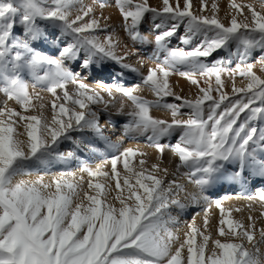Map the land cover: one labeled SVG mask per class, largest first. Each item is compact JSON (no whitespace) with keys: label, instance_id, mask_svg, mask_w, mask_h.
Segmentation results:
<instances>
[{"label":"snow or ice","instance_id":"snow-or-ice-1","mask_svg":"<svg viewBox=\"0 0 264 264\" xmlns=\"http://www.w3.org/2000/svg\"><path fill=\"white\" fill-rule=\"evenodd\" d=\"M118 4L123 13L124 26L133 40L142 37L139 25L146 13L162 20L177 21L169 30L155 36V43L160 48L166 45L167 38L173 36L179 24L185 21L187 33L181 38L183 43L190 42L192 36L189 33L204 36L203 41L190 51L168 50L167 55L163 56L156 68L149 70L143 81L158 95L163 92L164 95L174 96L170 90L165 91L169 69L187 77L197 73L204 77L215 75V90L220 93L219 98L210 94L212 86L201 89L204 93L201 97L195 101L186 100L180 105L192 110L187 120L178 117V106L174 104L166 105L173 111L172 122L153 119L149 115L150 102L135 95L133 88L99 83L100 89L110 97L116 91L132 101L134 108L127 113L132 117L130 127L134 126L139 133H151L148 140L161 154L170 149L178 156L180 164L189 169L185 173L188 181L198 190L190 197L191 202L198 203L203 199L210 207L211 201L203 192L204 185L209 183L210 174L219 169L218 162L242 157L249 151L250 142L258 134V128H249V124L264 119V75H256L253 63L249 62L252 49L264 51V12L257 11L251 5L233 4L232 7L238 9L241 15L244 7H247L250 16H244L239 22L233 16L230 25L226 26L215 16L194 15L190 11L191 0H186L183 8L180 0H176L175 7L169 0H163L162 10L149 6L148 0L139 3L118 0ZM261 4L264 5V0H261ZM73 8L77 9L74 18ZM37 19L59 20L78 38L62 50L61 58H50L34 52L27 42L14 39L13 29L18 22L23 23L30 33L36 34ZM102 27L104 25L95 16V7L78 6L77 0H0V79L3 81L0 91L7 97L0 102V264H264L259 248V244L264 243V229L259 230L260 241L253 243L256 232L253 217H249L253 223L247 227L242 221L234 224L233 220L225 221L222 218L219 236L223 239H213L211 246L209 235L201 233L194 222L185 232L184 239L175 234L168 227V221L174 220L169 208L175 206L184 209L187 206L179 199L185 185L177 184L175 180L165 184L163 176L168 174V169L164 168L163 176L158 177L156 173L161 171L158 164L145 169L144 161H140L139 171L129 168L128 157L136 155L132 148L124 149L110 160L111 172L119 175L116 166L123 157L124 168L136 178L135 184L130 185L131 177H125L123 183L129 185L128 194L126 197H115L120 202L118 208L109 202L102 211L99 193L92 195L82 191L83 176L75 183L63 179L64 175L74 177L75 174L71 172L60 174L54 182H45L43 176L36 180L16 179L24 173L23 161L37 157L38 153L47 154L71 131L92 130L106 137L97 112L89 104L103 103L107 106L109 102L103 99L100 91L85 83L86 77L73 73L63 64V57L69 53L75 56L85 49L90 53V57L83 62L85 68L96 55L130 68L124 63L125 57L117 54L119 45L111 35L104 41L94 35H85ZM233 40L244 45L240 63L235 68L225 67L222 62L209 65L201 60ZM18 46L23 47L25 52L17 51L9 60L11 49ZM26 52H31V56L26 58ZM259 63L264 66V55L259 57ZM45 65L54 67V71H44L40 75ZM185 65L188 70L180 71V66ZM23 69H28L36 83L43 85L56 100L71 101L73 107H65L64 103L58 105L54 100L51 120L42 115L24 116L9 108L8 100L13 99L25 107L29 105L30 86L21 78ZM158 72H162L165 79H158ZM225 72L233 78L239 75L248 81L246 87L237 88L233 79L232 90L237 94L233 98L222 91L221 76ZM192 82L198 83L195 79ZM69 84L75 86L71 94L67 89ZM57 89L63 90L62 96L57 95ZM225 100L228 102L224 103ZM205 101H211L206 118L203 107ZM256 101H259V106L251 107ZM77 105L80 110L76 109ZM120 111L123 112L122 106ZM18 122H23L27 140L20 139L23 135L20 132L14 138L13 125ZM246 129L247 134L241 139ZM177 130L182 135L176 144L160 142L162 137ZM254 147L257 151H264V136L259 137ZM107 163L109 161L105 160L95 167L84 165L80 171L91 177L104 176L110 179L109 173L103 171ZM87 186L96 190L106 187L101 183L93 185L91 181ZM116 187H121L119 181ZM248 198L254 199L251 196ZM258 199L264 206V190L258 193ZM215 204L220 207L221 201L216 200ZM221 211L223 214V209ZM225 223L229 226L228 231L222 226ZM197 235H202L199 244L196 242Z\"/></svg>","mask_w":264,"mask_h":264},{"label":"rangeland","instance_id":"rangeland-1","mask_svg":"<svg viewBox=\"0 0 264 264\" xmlns=\"http://www.w3.org/2000/svg\"><path fill=\"white\" fill-rule=\"evenodd\" d=\"M151 1L149 0L148 3ZM139 2H141V0H134V3ZM169 2L175 7L176 0H169ZM181 2L186 3V0H180V3ZM233 4L241 6L251 5L254 6L257 11L264 12V5L261 4V0H199V10H197L196 12L191 10L190 11L194 15L212 17V11H214L217 7H221L223 5L227 6L226 11L223 12L225 13V15L230 17L232 10L239 11L238 9L232 7ZM77 5H92L95 7V11L99 10H96V7L104 9V11L108 9L109 6L116 7V9L118 8L117 12L120 13L119 15L122 16L123 14L120 11L118 0H77ZM202 5L204 6L203 9ZM214 5L216 6L215 8L213 7ZM149 6L155 7L152 5V3H149ZM156 8H158V10H162L157 6ZM76 10V8H73V18ZM244 10H248V8L244 7ZM204 13H207V15H204ZM96 17H98L97 19H99L101 24L103 25L105 17H101V19L98 15ZM17 20L19 21V17H17ZM123 22L124 21L121 22L122 25H124L125 23ZM176 23L177 21L175 20H162L160 18L154 17L151 13H146L144 20L139 25V30L142 37L137 40H133L129 35L127 29L122 26V28L127 32L129 36V38H127L129 39L128 41L130 43L132 41V44H135V46H132L128 42V44H126V50H129V53L127 52L126 56V52L123 54V56L125 57L124 63L130 65V68H125L117 61L112 59H105L99 55L92 57V62L87 68H85L83 67V62L85 59H88L90 57L89 51L85 49H81L75 56H73L72 53H69L67 56L63 57V64L65 67L70 69L73 73H78L82 77H86L85 83H87L90 88H94L97 91H100L103 99L109 102L107 106H105V104L103 103L89 104L90 108L97 112L99 123L103 126L104 135L106 137H101L92 130L71 131L68 133L66 138H61L59 141L64 143L65 149L70 151L73 155H75L74 153H76L75 158H78L79 163L77 164L78 169L75 172V177L73 178V180L79 181V178L83 176L82 191H86L89 194H91V191H96V189L94 188H88V182L91 181L93 185L95 183H100L101 177L103 176L91 177L87 173H83L80 171L81 167L84 165H89L91 167H95L96 165L93 162L87 161L84 155L80 153V150L77 147L75 148L76 141H78L79 137H88L90 138V141L92 140V145L97 148L100 163L104 162L105 160L109 161V163L105 165L103 171L109 173L111 178H108V180L112 184H114L115 187L117 181H119L123 189L128 188L129 185H125L123 183L126 176L131 177L129 182L130 185L135 184V176H133L131 172H128L124 168L123 157L121 158V160H118L116 166L117 173L119 175L111 172L110 164V160L116 155H119L120 152H122L124 149L132 148L136 152V155L128 157L129 168L133 169L134 171H139L140 161H144L145 169H151V165L158 164L161 170L156 173L158 177L163 176L162 170L164 168H167L168 174L166 176H163L165 184H167L169 181L175 180L177 184L185 185V190L182 191L179 195V199H181L182 202L184 201V195L186 193H188L187 195L191 197L198 191L195 186L194 190H189L190 183L186 182L188 181V178L185 175V173H187L189 169L186 165L180 164L178 156H176L170 149H166L164 153L161 154L155 147L151 145V142L148 140V136L151 135V133H139L134 126L130 127V125L132 124V117L127 115V113L132 111L134 108L132 101L116 91H113V94L110 97L106 92L102 91L100 87L97 86L100 84L99 82L104 81L103 83L107 85H120L126 88H133L134 90L136 89L134 91L135 95L150 102L149 115L153 119H160L169 123L173 121L174 116L173 111L170 108L166 107V105L168 104L177 105L178 117L181 120H187L191 115L192 110L187 107H180V105H182L186 100L195 101L196 99L201 97L204 94L201 89H207L209 88V86H212V91L210 94L214 98L218 99L220 93L215 90V75L204 77L197 73L191 77H187L181 76L179 72H173L169 69V75L166 78L168 81V87L167 89H165V91L170 90L171 93L175 94L174 96L171 94L164 95L163 92L158 95L150 85H146L143 82L144 78L149 74V71L146 73L140 72L139 67L141 65H144L149 69H153L155 67H149V64L151 65V63H153L157 66V64L162 61L163 56L167 55L168 50L182 49L185 51H190L203 41L204 36L202 34L197 33L196 35H192L191 33H189L188 35L192 36L190 42L188 44L182 42L181 38L184 37L187 33V23L185 21L179 24V27L176 29V32L173 36L167 38V43L163 48H160L158 45H156L155 36L169 30V28ZM36 24L38 26V31L36 32V34H32L26 29L23 23L18 22L16 27L13 29V37L18 42H27L32 51L39 52L40 54L47 57L61 58L62 50L69 44L74 43L76 39H78L72 33H70L65 28L64 24L59 20L37 19ZM158 25L161 26L157 27ZM225 25L229 26L230 20ZM241 31H243V29H241ZM85 35H94L101 41H104L106 37L111 35L115 43L116 41L118 42L120 39H122V34L118 33L116 27L110 26L108 24L104 25L102 29L91 30L90 32L85 33ZM116 35L119 37H117ZM209 35H211V33H209ZM130 38L132 40H130ZM11 43L12 40L9 41V44ZM17 51L25 52V49L20 46L11 49L8 59L10 60L11 55ZM243 52L244 45L240 41L233 40L229 41L226 47L218 49L209 57H202L201 60L209 65L217 62H222L225 67L235 68L236 65L240 63L241 55ZM31 54V52H26V58L30 57ZM128 55L129 58L127 57ZM135 55L138 58L140 56L139 61H142V64L137 63L138 66L135 64L133 65ZM261 55H264V51L259 48H254L249 53V62L253 63V71L258 76L264 75V66L259 63V57ZM186 67V65L180 66V71H187L188 69ZM132 69H135V71H133ZM44 71H54V67L49 68L47 65H45V68L41 70L40 75H43ZM20 75L21 78L24 79V81L30 86L28 89L29 105L25 107L24 105L17 103L13 99L8 100V107L15 109L16 112L21 113L24 116L35 115L34 110H39L40 113L43 114V117H47L49 120H51L53 115L52 102L56 100V97L53 96L51 92H48L43 85L37 84L34 77L32 76V73L28 69H23ZM157 78L160 80L165 79L162 72H158ZM193 79L198 81V83L194 84L192 82ZM221 79L223 81L222 91L226 92L229 98H233L237 95L232 90L233 79L235 80V86L237 88L246 87L248 83L245 78L240 77L239 75H236L233 78L229 76L227 72L222 74ZM2 87L3 81L2 79H0V88ZM67 89L71 94L75 91V86L69 84L67 86ZM57 95L62 96L63 90L57 89ZM176 97H180V99H176ZM5 99H7V97L2 91H0V102H3ZM227 102L228 101L225 100L224 103ZM56 103L58 105L60 103H64L65 107L68 108L73 107L71 101L65 102L56 100ZM41 104L44 105L43 108L40 107ZM209 104H211V101H205L203 105V107L205 108V118L208 114L207 109ZM121 106L123 107V112L120 111ZM256 106H259V101H256L253 105H251V107ZM76 109L80 110L78 105L76 106ZM243 115L244 114L241 115V122L243 121ZM16 125H20L21 128H24L22 126L23 122H18ZM253 126L258 128V134L257 137L254 138L253 142H250L249 151L242 157H231L226 161L218 162V164H220L219 169L210 174L209 183L204 185V196L209 201H211L210 207L205 203V201H202L201 203H193L190 200V205L186 206L184 209H179L175 206H171L169 208L170 213L174 212L171 216L177 214V222L174 223L172 221H169L168 227L180 238L184 239L185 234L184 233L183 235H181L180 231L182 230L187 232L194 222L195 226L200 229L201 233L209 235L211 239L210 245L212 244V240L215 238L223 239L219 236V228L221 227L220 220L222 218L225 221L229 220V217L232 216L231 214L235 209V206H233L231 203L224 201L230 196H235L238 199L248 198L250 196L254 197L253 201H246V203L244 204V209L249 213V217L254 218V223L257 226L256 223L259 222V216L264 213V206H262L261 202L258 199V193L264 190V151H257L254 145L259 142L260 136H264V119H260L253 124H249V128ZM246 134L247 129L245 130V133L242 134L241 139L243 138V135ZM181 135L182 132L180 130H177L170 135L162 137L160 142L164 144L174 145L179 141ZM116 145H118V147ZM58 157L59 156L51 155L49 166L47 167H44L42 165L33 168L30 167L26 169V171L29 173H34L36 175L47 176L60 175L62 173L66 174L68 172L72 173L74 170L72 169L71 163L69 162L65 164L62 162L60 157ZM25 163H27V161H25ZM147 174L148 173L146 171L145 176H147ZM222 184H226V186L231 188L232 191L229 188H227V191H222L219 188V186H221ZM228 189L230 192L228 191ZM79 190L81 191V189ZM216 200L221 201L220 207L216 206ZM217 209L219 210L218 212ZM222 209L223 214L221 211ZM262 217H264V215ZM205 219H207L206 225ZM250 221L251 223H253L252 220ZM211 224L215 225L213 231H210L208 229L209 225ZM222 226L226 231L229 230V226L227 225V223ZM172 227H176L180 230L176 232ZM260 229L263 228L261 226H258L255 232L256 238H254L253 243L260 241ZM261 245H264V243L259 244V246ZM248 247L251 248L252 245L249 244ZM261 257L263 256L261 255Z\"/></svg>","mask_w":264,"mask_h":264},{"label":"bare ground","instance_id":"bare-ground-1","mask_svg":"<svg viewBox=\"0 0 264 264\" xmlns=\"http://www.w3.org/2000/svg\"><path fill=\"white\" fill-rule=\"evenodd\" d=\"M149 1V0H148ZM151 1V0H150ZM198 1L199 0H191V11H194L196 12L197 10H199V6H198ZM209 1V0H207ZM149 3H152L153 6H156L159 7V9H162V5H163V1H156V0H152L151 2ZM148 3V4H149ZM170 3V2H169ZM172 3V2H171ZM185 5V2L184 3H180V6L181 8H183ZM99 9V10H97ZM118 9V8H117ZM117 9L116 7H108V9H106L104 11V9H100L99 7H96V10L95 13H96V16L98 15L99 18L101 19V17H105L104 21H103V25H110V26H115L118 33L119 34H122V39H120L118 42L116 41V43H118V47L116 49V52L118 55L120 56H123V54L125 53V56L127 54V52L129 53V50H126V44H128V40L127 38H129L127 32L122 28V21H124V19L122 18L121 15H119L120 13L117 12ZM158 9V8H157ZM227 9V6H221V7H217L214 11H212V14L213 16H215L216 18H218L222 23L226 24L229 20H231V18L233 16L236 17V19L238 21H241L243 20L244 16H250V12L248 10H244V13L243 15L240 14L239 11L237 10H232L231 12V16L228 17L227 15H225V11ZM224 11V12H223ZM101 15V16H100ZM204 15H207V13H204ZM209 15V14H208ZM98 18V17H97ZM103 19V18H102ZM151 20V19H150ZM124 23V22H123ZM150 24V22H149ZM108 27V26H107ZM125 27V26H124ZM116 31V30H115ZM116 33V32H115ZM117 36V35H116ZM119 37V36H117ZM121 38V37H120ZM130 40H132L130 38ZM130 43V42H129ZM132 46H135V44H132V41L130 43ZM139 46V45H138ZM142 47V46H141ZM131 50V49H130ZM157 53V52H156ZM129 58V55L127 56ZM140 58V56H139ZM139 58L136 57L135 55V58H134V62H133V65H137V63L139 64H142V61H139ZM125 60V59H124ZM144 60V59H143ZM146 61V60H145ZM146 63V62H145ZM144 63V64H145ZM148 66V65H147ZM155 67L156 68V65L151 63V65L149 64V67ZM113 70V69H112ZM150 69L148 67H145L144 65L140 66L139 67V71L142 72V73H146L148 72ZM107 73V72H106ZM148 74V73H147ZM158 74V73H157ZM95 78V77H94ZM138 80V79H137ZM104 82V81H103ZM94 86V85H93ZM98 87H100V84L97 85ZM136 90V89H135ZM134 90V91H135ZM117 94V93H115ZM118 96V95H117ZM191 96V95H190ZM116 97V95H115ZM116 103V102H115ZM34 114L35 115H42L43 117V114L40 113L39 110H34ZM41 123H43V119L41 120ZM14 127V138L16 137V133L17 132H20V133H23V135L20 136V139L22 140H27L28 137H27V132H26V129L24 128H21L20 125H13ZM75 133V132H74ZM138 134V133H137ZM76 138V137H75ZM90 138L88 137H84V138H80L78 139V141H76V144H75V148L77 147L79 150H80V153L84 155L85 159L89 162H93L95 165H98L100 163V159H99V156H98V152H97V148L95 146L92 145V140L90 141L89 140ZM73 142V141H72ZM71 142V143H72ZM74 144V143H73ZM74 147V146H73ZM72 150V149H71ZM78 150V151H79ZM68 153H71L70 151H68L67 149H65L64 147V143L62 142H58V144L54 145L50 152H48L47 154H44V155H41L40 153L37 154V157H32L31 159L27 160V163H25V161H23V170H24V173L20 176H18L16 179H24V180H36L38 179L40 176H43L44 177V180L45 182H52L55 180L56 177L60 176V175H36L34 173H29L26 171V169L30 168V167H36V166H44V167H47L49 166V161H50V156L51 155H55V156H59L60 159L62 160L63 163H71L72 165V169L74 170L72 173L75 174L76 170L78 169L77 168V164L79 163V160L78 158H75L76 156V153H74L75 155H71V156H67ZM80 155V154H79ZM39 157V158H38ZM58 157V158H59ZM54 158V157H53ZM31 168V169H32ZM225 172V171H224ZM239 173V172H238ZM225 174V173H224ZM226 175V174H225ZM75 177V175H74ZM74 177H68L67 175H64L63 176V179L65 180H68L69 182H72V183H75L76 181L73 180ZM187 183H190L189 181H186ZM221 182V181H220ZM101 184H104L106 185V187L104 189H101V190H96V191H91V194L92 195H97L99 193V198L102 200V205H101V210L103 211L104 210V207L107 205V203L111 202L113 204L114 207H119L120 206V202L118 199H115V197H117L118 195H124L125 197L127 196V188L123 189L122 187H120L119 189L117 187H115L114 184H112L108 178L106 177H101V181H100ZM219 188L222 190V191H227V188H229L228 186H226V184H222L221 186H219ZM194 190V185L190 183V186H189V190L192 191ZM231 190V188H229ZM228 189V191H229ZM219 190V189H218ZM220 190V191H221ZM77 191H80L79 189H77ZM232 191V190H231ZM142 192V190H141ZM230 192V191H229ZM188 193H186L184 195V201L186 203L187 206L190 205V197L187 195ZM105 196H106V199H105ZM254 199H248V198H240L238 199L237 197L235 196H230L228 198H226L224 201L226 202H229L231 203L233 206H235V209L233 211V213L231 214L232 216L229 217V219L233 220L234 222H237V221H242L243 224L247 227L248 225L251 224V221L249 220V213L244 209V204L246 203V201L248 202H251L253 201ZM202 201H204L203 199H200L198 203H201ZM76 202L75 198H74V203ZM85 203H87V201H85ZM255 203V202H253ZM232 206V207H233ZM234 208V207H233ZM215 209V208H214ZM219 210L217 209V212ZM174 212H171L170 214L172 215ZM263 215H260L258 220L259 222L256 223L257 226L255 225V228L257 229L258 226L262 227L264 229V217H262ZM172 217H174V220H169V221H172L174 223L177 222V214H174ZM200 220V219H199ZM168 221V222H169ZM214 226L213 224L209 225V230L210 231H213L214 230ZM173 228V227H172ZM183 228V227H182ZM174 231H179L180 229L178 228H173ZM178 229V230H176ZM185 229V228H184ZM207 231V230H206ZM237 231H240L239 228H237ZM181 232V235H183L186 231H180ZM254 238H256V236H254ZM182 239V238H181ZM196 242L197 244L201 243L202 242V235H197L196 236ZM211 243V239L209 240V246ZM264 245H261L259 246L260 248V254L263 256L262 258H264Z\"/></svg>","mask_w":264,"mask_h":264}]
</instances>
